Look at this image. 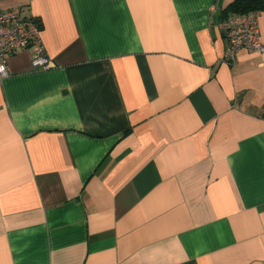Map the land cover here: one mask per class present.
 Wrapping results in <instances>:
<instances>
[{
  "label": "crops",
  "instance_id": "0c3cea01",
  "mask_svg": "<svg viewBox=\"0 0 264 264\" xmlns=\"http://www.w3.org/2000/svg\"><path fill=\"white\" fill-rule=\"evenodd\" d=\"M233 1L0 3L54 62L0 82V264H264V52L223 61Z\"/></svg>",
  "mask_w": 264,
  "mask_h": 264
},
{
  "label": "built area",
  "instance_id": "2783aa9c",
  "mask_svg": "<svg viewBox=\"0 0 264 264\" xmlns=\"http://www.w3.org/2000/svg\"><path fill=\"white\" fill-rule=\"evenodd\" d=\"M7 0H0V3ZM259 11L252 10L223 18L218 22L227 45L223 61L234 64L242 49L264 52ZM42 23L33 14H25L21 6L0 5V82L8 75V57L34 45L37 55L33 65L49 68L54 62L45 52L41 38Z\"/></svg>",
  "mask_w": 264,
  "mask_h": 264
},
{
  "label": "trees",
  "instance_id": "16d2710c",
  "mask_svg": "<svg viewBox=\"0 0 264 264\" xmlns=\"http://www.w3.org/2000/svg\"><path fill=\"white\" fill-rule=\"evenodd\" d=\"M228 12L246 13L248 11L264 10V0H234L227 7Z\"/></svg>",
  "mask_w": 264,
  "mask_h": 264
}]
</instances>
